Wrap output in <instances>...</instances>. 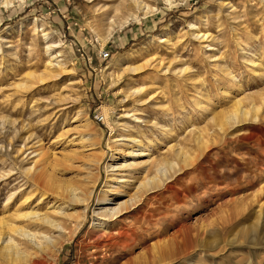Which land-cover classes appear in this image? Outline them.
<instances>
[{
	"label": "rangeland",
	"instance_id": "obj_1",
	"mask_svg": "<svg viewBox=\"0 0 264 264\" xmlns=\"http://www.w3.org/2000/svg\"><path fill=\"white\" fill-rule=\"evenodd\" d=\"M49 43L60 45L70 74L21 86L46 68ZM242 98L248 115L218 133L212 117ZM119 137L123 149L149 148L152 162L112 177L145 182L158 175L156 162L167 173L94 228L96 196L86 194L93 184L96 195L105 190V174L91 160ZM42 149L57 159L43 173L55 187L25 173ZM63 188L85 193L76 216L88 210L56 250L35 253L38 264H264V0L0 3V218L45 212L69 195Z\"/></svg>",
	"mask_w": 264,
	"mask_h": 264
},
{
	"label": "bare ground",
	"instance_id": "obj_2",
	"mask_svg": "<svg viewBox=\"0 0 264 264\" xmlns=\"http://www.w3.org/2000/svg\"><path fill=\"white\" fill-rule=\"evenodd\" d=\"M12 1L14 0H0V3L4 7H8L11 6ZM41 28L42 25L38 26V29ZM49 35L50 32L46 31L42 34L41 37H43V40L46 41L48 40ZM108 35L110 36L111 33H108ZM202 37H204V35L196 36L197 39ZM59 46L60 45L50 43L49 45H46L45 54L49 56V61L46 64V68H44V71L39 76L37 75L38 77L36 75L34 76V74L32 73H28L27 78L29 77V80H34H27L26 83L22 84L21 86L25 88H31L32 84H34L33 82H35L36 80L44 81L47 79H60L64 75L70 74L71 69L66 66V63L63 60L62 53L60 51H56L57 49H59ZM138 70V66H125L122 72L132 73ZM234 103L232 111L229 114L223 117H221L222 115H216L212 117V120L215 121L214 126L218 133H226L236 123L241 121L239 119H245V117L248 115V107H246L247 104H245L243 98L236 99ZM251 107L252 109H258V107L256 108L254 105ZM104 109L105 111L103 112H106V108ZM253 117L254 119H256V115H254ZM90 126L91 124L88 123V121H85V125L81 128L88 129ZM129 139V141H131V143L133 144H136L138 142V140L135 138ZM125 140L126 139H123V137H119L117 139L107 138L106 146L102 147L103 155L98 159L96 158L92 159L93 161L91 160V162L93 163L92 165H90V168L94 169V172L96 171L95 173H98L102 168L104 169L105 174H103L105 176V179L104 182H102L105 190L99 192V194L96 195L95 189L97 185L93 184V187L90 189V192L86 194L87 198L96 196V203L94 204L92 212L95 219L94 222L91 224L94 228L98 227V224H100L99 222H102L104 220L110 221L118 219L121 214H123L127 209L131 208L129 206H133V204H135V201L137 199H140L139 197L142 195L143 192L147 191L146 189L149 185H151L152 187L153 183V186H156V184L161 181L160 177L164 178L166 176L167 172L165 168L162 166V164L155 161L156 163H154L153 166L155 167V172H157L158 175L155 174L149 179L147 178L148 180L145 182H138L136 180L134 182L133 180L126 179V176H121L118 178L112 177L114 174L117 175L120 172L132 171L135 170V168L148 165L152 162V156L149 154V148L146 149L141 147H129V149H123L119 147L118 145H123V142ZM196 140L197 144L202 148V144L205 141L204 138L200 135H197ZM83 141H85V139L82 140V144ZM94 145L95 144H91L90 146ZM203 146H205V144ZM180 152L177 153V155L180 156ZM117 154H119L120 156H126L128 159H122L121 162H117V158L115 157V155ZM33 156L37 157V159L33 162V165L31 167L25 169V173L30 176L31 179L34 178L35 180L44 182L49 187H55V185L53 184L54 181L51 182V178L50 180L45 179V175L43 173L45 170H50L51 168H54V160L57 159L52 158L51 154L43 152V149L38 153H34ZM188 159V156L185 155L182 157L181 162L185 165ZM173 165H175V163H168L169 168H172ZM123 186H131L135 190V193L132 196L129 195L127 192L121 190ZM64 190L66 191L67 189ZM67 191L69 192V195L64 198H60V194H57V198L54 199L53 202L51 201V205H47L45 212H40L38 210L32 209L23 212L17 209L15 215L0 218V264H38L37 260H35V257H37L38 255H35V253L52 251V249L56 250L54 248H57V246H59V241L61 239L65 238L68 233L74 235L75 232H77V230L79 229L78 219H82L83 215H85L88 209L84 207L82 216H76V207L83 205L87 199L86 197L83 198L85 193L81 196V192H76V189H69ZM122 194L127 196V200L116 202V200L110 198V195L117 198ZM27 199L26 201H24L25 204L27 203ZM140 201L138 200V202ZM70 225L72 226V228H69ZM169 241L171 240L169 239ZM162 249L164 250L165 248ZM152 252L155 254L154 249H152Z\"/></svg>",
	"mask_w": 264,
	"mask_h": 264
},
{
	"label": "built area",
	"instance_id": "obj_3",
	"mask_svg": "<svg viewBox=\"0 0 264 264\" xmlns=\"http://www.w3.org/2000/svg\"><path fill=\"white\" fill-rule=\"evenodd\" d=\"M98 56L101 61H106L110 57L109 52L106 49H100L98 51ZM94 120L98 124L103 123L105 121V117L101 112H99L94 115Z\"/></svg>",
	"mask_w": 264,
	"mask_h": 264
}]
</instances>
